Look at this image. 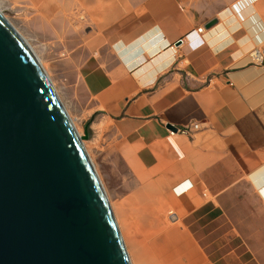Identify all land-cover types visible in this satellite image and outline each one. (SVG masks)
I'll use <instances>...</instances> for the list:
<instances>
[{
    "label": "crops",
    "instance_id": "crops-1",
    "mask_svg": "<svg viewBox=\"0 0 264 264\" xmlns=\"http://www.w3.org/2000/svg\"><path fill=\"white\" fill-rule=\"evenodd\" d=\"M83 4L82 83L119 174L102 187L140 217V251L152 264H264V68L248 55L264 49V0ZM194 121L192 135L167 132Z\"/></svg>",
    "mask_w": 264,
    "mask_h": 264
},
{
    "label": "water",
    "instance_id": "water-1",
    "mask_svg": "<svg viewBox=\"0 0 264 264\" xmlns=\"http://www.w3.org/2000/svg\"><path fill=\"white\" fill-rule=\"evenodd\" d=\"M88 126L77 133L0 14V264H131L85 151Z\"/></svg>",
    "mask_w": 264,
    "mask_h": 264
},
{
    "label": "rangeland",
    "instance_id": "rangeland-1",
    "mask_svg": "<svg viewBox=\"0 0 264 264\" xmlns=\"http://www.w3.org/2000/svg\"><path fill=\"white\" fill-rule=\"evenodd\" d=\"M83 2L0 0V11L37 57L78 134H84V125L89 122L88 139L83 140V144L101 184L107 189L106 179L119 184L113 161L116 148H100L107 142V123L102 113L92 110L93 102L82 83L81 65L91 52L90 30L93 27L88 22ZM117 190L120 191V187ZM109 204L130 263L134 264L133 260L136 264H152L153 261L140 251L144 238L149 235L145 229L141 230L140 217L128 214L130 211L123 201L110 199Z\"/></svg>",
    "mask_w": 264,
    "mask_h": 264
},
{
    "label": "built area",
    "instance_id": "built-area-1",
    "mask_svg": "<svg viewBox=\"0 0 264 264\" xmlns=\"http://www.w3.org/2000/svg\"><path fill=\"white\" fill-rule=\"evenodd\" d=\"M202 26L197 28V32L202 31ZM183 38H179L175 42H172L169 45V48L173 54H178V52L182 49L184 46ZM248 55L250 57V60L252 63L259 64L264 68V49L262 46H256L253 47L249 52ZM200 129V123L197 121L191 122L188 126L185 127H177V126H171L169 125L167 128V132L169 135H174L177 133H185L188 135H192L193 132L198 131ZM184 183V182H182ZM181 185V184H179ZM179 185L175 186L174 189L179 187ZM192 184L189 182L188 184H185L183 187H180V189H176L177 192H180L182 190L188 189ZM170 215L173 214V210H169L168 212Z\"/></svg>",
    "mask_w": 264,
    "mask_h": 264
},
{
    "label": "bare ground",
    "instance_id": "bare-ground-1",
    "mask_svg": "<svg viewBox=\"0 0 264 264\" xmlns=\"http://www.w3.org/2000/svg\"><path fill=\"white\" fill-rule=\"evenodd\" d=\"M0 14L4 17V15L1 13V11H0ZM5 18V17H4ZM6 19V18H5ZM6 21L11 25V23L6 19ZM12 26V25H11ZM13 27V26H12ZM14 28V27H13ZM15 29V28H14ZM15 31L17 32V30L15 29ZM18 33V32H17ZM19 34V33H18ZM20 35V34H19ZM21 36V35H20ZM21 38L25 41V39L21 36ZM25 43L27 44V42L25 41ZM27 46L29 47V45L27 44ZM29 49L31 50V48L29 47ZM32 51V50H31ZM32 53H33V51H32ZM34 54V53H33ZM34 56H35V54H34ZM36 57V56H35ZM36 59H37V57H36ZM38 60V59H37ZM39 62V61H38ZM51 83V82H50ZM72 123V122H71ZM73 125V124H72ZM74 127V126H73ZM74 129H75V127H74ZM76 130V129H75ZM78 133V132H77Z\"/></svg>",
    "mask_w": 264,
    "mask_h": 264
}]
</instances>
